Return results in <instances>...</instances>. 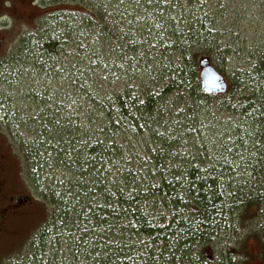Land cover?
<instances>
[{"label":"trees","instance_id":"1","mask_svg":"<svg viewBox=\"0 0 264 264\" xmlns=\"http://www.w3.org/2000/svg\"><path fill=\"white\" fill-rule=\"evenodd\" d=\"M79 1L77 9L65 10L80 14L81 25L94 31L71 37L68 29L67 36L40 39L36 50L50 62V74L76 78L86 96L78 98L76 113L61 117L66 106L52 100L49 128L34 130L20 145L25 160L34 156L39 167L43 159L37 154L47 145L50 164L63 171L36 196L44 223L52 218V228L66 234L70 252L80 253V264H244L248 240L264 249V141L246 155V163L240 157L234 163L211 159L195 141L180 149L182 138L194 134L192 106L215 95L202 91L197 76L199 60L209 61L210 53L190 44L202 33L189 30L188 40L176 28L175 43L153 44L126 30L122 17L113 20L90 0ZM169 21L176 23L167 16ZM31 33L20 42H31ZM122 67L129 80L115 91L111 79ZM40 92L33 90L42 100ZM84 102L91 111L86 118L78 115ZM163 121L169 131L158 128ZM30 169L26 174L32 179L37 170ZM247 215L251 222L259 219L245 230ZM46 234L40 226L33 243L44 244Z\"/></svg>","mask_w":264,"mask_h":264},{"label":"rangeland","instance_id":"2","mask_svg":"<svg viewBox=\"0 0 264 264\" xmlns=\"http://www.w3.org/2000/svg\"><path fill=\"white\" fill-rule=\"evenodd\" d=\"M48 1L14 0V27L3 39L0 51V168L2 174L9 178L14 197L20 199L29 195L30 199H27L24 209L25 217L14 212V236H5L1 241L0 256L4 264L81 263L77 249L73 248V254L70 252L66 234L52 228V218L44 223L45 210L36 197L48 182L60 180L63 171L50 164L52 160L48 157L50 149L47 145L37 154V159H43L41 167L34 162V156L25 160L26 149L20 146L22 139L29 138V133L49 128L47 119L56 107L52 100L57 106H66L59 113L61 117L76 113L78 98L86 96L76 78L69 77L67 73L50 74V62L41 59L36 49L40 39L67 36L68 29H72L71 37L72 34L79 37L94 30L81 25L83 18L80 14L65 10L77 9L79 0H59L55 5H49ZM90 1L95 9L107 10L106 15L111 19L120 21L122 17L126 21V30L140 40L150 37L153 44L159 41L175 43L176 28H182L188 40L189 30L194 34L202 33L201 38L190 39L192 48L203 46L207 49L211 65L227 78L228 83L223 93L209 97L202 105L198 100L194 103L189 121L194 134L182 138L181 143L185 145L180 149L190 148L191 145L186 143L195 141L200 148L206 147L211 159L222 158L234 163L235 157H240L246 163L250 157L246 155L264 141V0ZM167 16L174 18L175 25L167 22ZM132 20L133 24L129 25ZM31 32L34 33L31 42H20L25 34ZM118 64L122 66L121 61ZM95 70L96 74L101 73L100 68ZM138 72L143 77L142 70ZM154 73L153 69L151 74ZM127 80L128 73L122 67L111 79V89L119 91ZM35 89L41 91L44 99L35 97ZM223 99H227L230 105H223ZM190 101L188 98L187 102ZM237 103L239 106H234ZM89 106L84 102L78 115L86 118L91 112ZM177 108L182 111L179 104ZM165 122L158 126L161 131H169ZM15 133L18 136L14 137ZM148 141L152 143L151 139ZM260 155L264 157V153ZM27 163L29 169L26 168ZM31 165L32 171L37 170V176L29 179L26 173L31 170ZM258 219L251 222V215H247L244 229L253 227ZM40 226L46 228L47 234L44 244L37 246L32 237ZM243 253H247L244 264H264V249L260 250L255 239L246 242Z\"/></svg>","mask_w":264,"mask_h":264},{"label":"flooded vegetation","instance_id":"3","mask_svg":"<svg viewBox=\"0 0 264 264\" xmlns=\"http://www.w3.org/2000/svg\"><path fill=\"white\" fill-rule=\"evenodd\" d=\"M33 3V1L31 2ZM14 27V0H0V51L3 45V39L9 34L8 32ZM224 79L227 81V78ZM26 198H16L10 191L9 178L2 174L0 168V246L5 236H14L12 229V221L14 220V212L19 216L25 217ZM23 212H20V211ZM17 217V216H15ZM19 235V231L17 232ZM1 255L2 252H1ZM0 264H4L0 256Z\"/></svg>","mask_w":264,"mask_h":264},{"label":"water","instance_id":"4","mask_svg":"<svg viewBox=\"0 0 264 264\" xmlns=\"http://www.w3.org/2000/svg\"><path fill=\"white\" fill-rule=\"evenodd\" d=\"M198 78L201 89L206 94L222 93L226 89V82L222 74L206 59H201Z\"/></svg>","mask_w":264,"mask_h":264}]
</instances>
